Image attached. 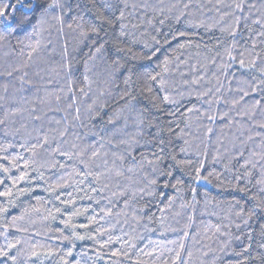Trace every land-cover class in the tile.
Segmentation results:
<instances>
[{"label": "trees", "instance_id": "trees-1", "mask_svg": "<svg viewBox=\"0 0 264 264\" xmlns=\"http://www.w3.org/2000/svg\"><path fill=\"white\" fill-rule=\"evenodd\" d=\"M69 2L37 24L30 0H0V249L16 244V264H264V0H109L123 35Z\"/></svg>", "mask_w": 264, "mask_h": 264}, {"label": "snow or ice", "instance_id": "snow-or-ice-1", "mask_svg": "<svg viewBox=\"0 0 264 264\" xmlns=\"http://www.w3.org/2000/svg\"><path fill=\"white\" fill-rule=\"evenodd\" d=\"M89 5H91V7H89ZM30 11L26 14V16H30L32 15L34 12H36L37 10H40V16L37 19V24H42L45 22V18L48 17L51 13L56 12L57 10L59 11V13L61 15H63L64 13H71L73 11V6L72 4L69 2V0H50V2H48V0H45V2L41 3L39 2V0H37V2L32 3L30 0V3L28 5ZM124 8H128L129 5L127 3H124L123 5ZM133 8L136 7V5H132ZM185 7H187V5H185ZM242 4H237L236 8L237 9H241L242 10ZM250 7H255V5H250ZM75 9L77 10L78 14L79 13H83V12H90L93 9H95V15H94V21H100L101 25L103 24H108L109 26H111L114 21H119L121 22L119 24V27L121 29V35L124 34L123 30L127 27V25H125L124 23H122V21H124L126 19V15L123 9L114 6L112 3L109 2V0H86V3L82 6L79 3V0H77L76 4H75ZM106 12H111L112 13V17L109 18V16L105 15ZM116 13H118V15H116ZM5 11L4 10H0V17H3L5 15ZM57 19H59L60 17L57 16L55 17ZM74 19H77V17H74ZM79 21L83 22L84 18L83 15H79L78 16ZM177 20H179V17H177ZM29 21L26 19L25 21L21 22L19 24V27H23L24 24L28 23ZM257 24L261 23L260 19H257L256 21H254ZM161 23H163V21H161ZM78 27L83 28V23H78L77 25ZM69 27H71V25H69ZM102 30V27H97L95 25L94 22H89V31L93 34H99V32ZM230 35H235V32H230ZM82 35H87V33L82 32ZM181 35H183V33H181ZM261 35H264V33H261ZM6 40V36H4L3 34H0V41ZM121 50L122 49H118ZM33 51H35V49H33ZM97 51H99V49H97ZM129 51H131V49H129ZM154 54V53H153ZM241 56H243V53H241ZM148 59H151V56L147 57ZM231 60H235V57L230 56L229 57ZM29 59H31V55H29ZM165 65L168 64V60L164 61ZM240 67L244 68L245 66V61L244 59H240L239 61ZM252 67H255V62L253 61L251 63ZM8 75H11V73H8ZM262 75H264V72H262ZM151 80H155L156 76H150L149 77ZM23 82V81H22ZM6 90V89H5ZM245 95H247V93H245ZM164 101L168 102L169 98L168 96H165ZM260 102L257 101V105ZM191 111V109L189 110ZM209 119H213V117H209ZM0 123H3V121H0ZM261 127H264V125H261ZM211 131V129H209V132ZM47 138H45L44 143H47ZM163 143V142H161ZM161 151H163V149L161 148ZM183 151V149H182ZM240 155H243V153H240ZM99 156V152L97 151H93L92 152V156L89 158L87 164H85V161L83 159H81V163L85 164L86 168L89 165H94L95 161L94 158ZM262 159H264V157H261ZM105 163H107L105 161ZM151 163V161L149 162ZM246 163H250L251 166L253 168L256 167L257 163H259L258 161L253 162V161H248ZM202 167V166H201ZM5 172L8 171L7 168L4 169ZM199 172V170H197ZM119 174V173H118ZM170 174V173H169ZM250 174V173H249ZM92 175L91 171H86L85 172V177ZM101 175L103 174H97L95 179L99 180ZM26 177L24 175H21L19 177L20 180H24ZM0 183H3L2 180H0ZM152 184H155L156 181L152 180L151 181ZM257 183L259 184H264V179L258 180ZM165 187H167V185H165ZM241 191H244V189H241ZM12 192L11 191H5V192H0V196H11ZM254 199V198H253ZM257 208L260 207L259 204H257L256 206ZM0 210H5L6 209H0ZM264 210V209H262ZM57 211H59V209H57ZM250 212L252 214H254V210H250ZM80 213H76V215H79ZM239 215V213H238ZM250 218V217H249ZM248 221L245 220L244 223L246 224ZM82 227H86V225H82ZM237 227H240V225H237ZM264 234V233H262ZM65 239H68V237H65ZM77 239H84V237L82 236H78ZM101 247H103V245H101ZM250 247V245H249ZM264 247V246H262ZM16 248V244H8L7 245V249L8 250H4V249H0V258H3V260H11L13 262V264H16L17 261V256L16 255H10V250ZM247 251V249H245ZM33 256H36V253L32 254ZM48 255H51V253H49ZM112 255L116 256V255H121V253L118 252H113ZM124 256H127L128 253H123ZM176 259H179V253L176 254ZM262 259H264V254H262Z\"/></svg>", "mask_w": 264, "mask_h": 264}]
</instances>
